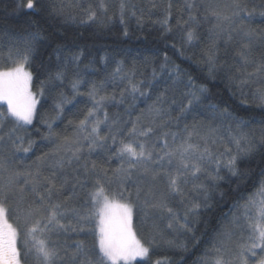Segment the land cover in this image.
I'll list each match as a JSON object with an SVG mask.
<instances>
[{
    "label": "snow or ice",
    "instance_id": "obj_1",
    "mask_svg": "<svg viewBox=\"0 0 264 264\" xmlns=\"http://www.w3.org/2000/svg\"><path fill=\"white\" fill-rule=\"evenodd\" d=\"M17 7L35 12L41 4L39 0H27L26 4L21 2ZM80 7L83 12L81 23L97 21V8L105 15L108 11L104 0H99L95 7L91 4ZM118 9L120 23L124 24L129 5L120 0ZM171 9L169 0L164 18L158 21L165 34L173 31L169 24ZM181 11H186L188 17L187 20H177V26L183 32V46L177 48L181 57L193 59L185 55V48L197 41L202 23L211 25L208 29L210 43L197 61L198 65H203L202 71L206 70V78L214 80L217 73L226 70L230 81L255 86L257 106L264 107V55L259 60L254 56L257 46L264 47V32L248 27L255 9L249 11L242 0H232L224 5L217 0H200L199 3L185 0ZM53 12L65 15L63 6L57 10L53 5ZM131 14L136 15L134 11ZM260 15L264 16V11ZM138 22H142L141 18ZM124 35H128L127 30ZM44 39L48 37L40 32L31 33L23 41L22 51L18 45H9L7 59L0 61V105L6 106L0 110V264H25L28 258L33 264H134L137 260L147 261L150 246L140 238L134 225L137 207L145 223L155 214L163 218L166 213L169 229L175 230L178 225L190 232L188 213L198 214L201 204L191 203L182 222L169 206V198L179 197L183 202L184 186L190 177L194 189L206 192V185L195 181L201 174L213 182L221 180V169H226L232 177L246 179L251 173L242 172L240 162L253 159L258 151L264 155V133L257 142L250 132L245 131L248 127L246 121L235 120L227 107L221 109L209 103L206 84L198 85L191 75L181 71L179 65H170L165 55L160 64V74L166 73L164 91L133 120L122 121L118 114L110 116L107 106L127 103L126 112L131 115L129 110L135 107L138 98H150L153 82L157 80L155 68L152 80L145 82L136 79L135 66L126 70L122 61L117 62L110 79L113 83L118 81L125 85L120 88L119 98L114 93L101 94L104 82L100 85L93 83L87 92H82L81 80L74 79L72 99L61 93L55 104L56 115L43 121L48 128L43 138L51 142L52 148L38 156L33 165L17 166V161L22 159L17 154L30 153L36 143L25 136L37 115L39 103L32 91L33 74L28 66L36 43ZM221 41L225 53L228 46H235L237 59L234 63L239 65L238 74L226 61L221 63ZM172 46L175 48L176 44ZM82 55V52L65 55L62 65L49 76V81L63 83L69 66L78 64ZM57 59H60L59 55ZM46 83L41 82V96ZM181 85L184 92L175 121L178 123L186 114L206 105L213 119L228 123L226 138L221 139L216 128L209 126L205 129L195 123L190 127L185 125L182 132L166 130L174 111L171 105L165 107L168 93H175ZM76 96H87L91 106L82 119L69 121L73 125L70 135H61L53 130V123L63 114L65 104L72 103ZM171 103H177L175 98ZM8 125L10 127L5 132ZM97 151L107 153L109 160L118 161L117 167H105L91 160L92 153ZM45 166L52 169L48 175L44 174ZM69 169L75 173L73 193L60 199L69 181L67 175L63 179H58V175ZM259 177L255 190L234 205L231 219L221 225L201 264H264V170ZM77 187L87 190L84 204L69 207V202L77 195ZM13 213L15 223L12 222ZM69 213L77 218L75 225L63 222ZM69 230L91 233L94 243L88 246L84 240H78L69 249L60 243V234ZM21 236L23 248L20 246ZM154 242L153 237L149 244ZM155 264L162 262L157 260Z\"/></svg>",
    "mask_w": 264,
    "mask_h": 264
},
{
    "label": "trees",
    "instance_id": "obj_2",
    "mask_svg": "<svg viewBox=\"0 0 264 264\" xmlns=\"http://www.w3.org/2000/svg\"><path fill=\"white\" fill-rule=\"evenodd\" d=\"M21 2L26 4L27 0H0V61L7 59L9 45H18L22 51L23 41L31 33L40 32L48 39L36 43L29 61L28 67L33 74L32 88L39 94V103L37 104V115L33 124L28 126L25 136L26 139L31 138L36 143L30 153L17 154L22 158L17 161V166L33 165L38 156L52 148L51 142L43 138L48 132L43 121L56 115L55 104L61 98V93L68 99H72L74 94L71 85L74 79L81 80L80 90L82 92H87L93 83L100 85L101 82H104L101 94L111 95L114 93L119 98L120 88L125 85L118 81L113 83L110 79V74L115 70L117 62L122 61L126 70L135 66L136 79H143L145 82L152 80L155 68L157 80L153 82L154 87L151 90L150 98H138L135 107L129 110L131 115L126 112L127 103H110L107 106L110 116L118 114L122 121L133 120L156 99L157 95L164 91L167 82L166 73L160 74V64L164 61L165 55L168 56L170 65H179L181 71L191 75L198 85L205 83L210 93L208 102L216 104L221 109L227 107L235 120L246 121L248 127L245 131L250 132L259 142L262 133H264V107L257 106L255 86L240 85L238 80L230 81L229 73L226 70L217 73V78L214 80L207 79L206 70L202 71L203 65L197 63L202 52L210 43L208 29L211 25L202 23L198 28L197 41L193 46L185 48V55L193 57V59H185L177 51V48L183 46V32L177 26V20L183 21L188 18L186 11H181L185 0H171L172 15L169 24L173 31L167 34L164 33L158 21L164 18L169 0H125L129 5V11L125 15L124 24L120 23L118 9L120 0H104L108 7L107 14L105 15L97 8L99 19L88 23L80 22L83 15L80 5L88 7L91 4L95 7L99 0H39L41 8L35 12L29 11L26 7L18 8L17 6ZM199 2L200 0H197V3ZM217 2L224 5L231 3L232 0H217ZM242 3L247 5L249 11L255 9L248 27L257 32H264V16L260 15V12L264 11V0H242ZM53 5L57 10L63 6L65 15L55 14ZM133 11L136 13L135 16L131 14ZM107 17H112V19L109 20ZM138 18H141L142 22H138ZM125 30L128 32L127 36L124 35ZM173 43L176 44L175 48L172 46ZM219 48L221 63L226 61L227 65L236 72L239 65L234 63L237 59L235 46H228L227 53H225V46L221 41ZM81 52L83 55L80 62L69 66L63 83L59 80L49 81V76L54 75L62 65L65 55L71 56L73 53ZM58 55L60 56L59 60L57 59ZM261 55H264V47L257 46L254 56L259 60ZM251 70L250 67L249 71ZM42 81L47 83L44 94L41 96ZM183 92L184 88L181 85L175 93L171 91L168 93V102L165 107L168 108L171 105L174 111H172L173 120L166 130L182 132L185 125L190 127L195 123L203 125L205 129L209 126L216 128L218 129L217 135L221 139L226 138L228 123L213 119L211 112L206 110V105L186 114L178 123L175 121L174 118L179 112V103ZM173 98H175L176 104L171 103ZM242 100L246 103H242ZM130 102L131 100L128 98V103ZM90 106L91 101L87 96H76L72 103L65 104L63 114L53 123V130L61 135H70L73 125H70L69 121L82 119ZM5 108V105H0V110ZM9 127L10 125L6 126L4 131L7 132ZM232 127L235 128V124ZM91 160L109 168H115L118 165V161L109 160L108 154L103 151L92 153ZM90 166L91 164H89ZM240 169L242 172H250L251 175L242 180L232 177L226 169H221L220 176L223 179L213 182L207 175L201 174L195 183L206 185V192L202 189H194L193 180L190 177L188 184L184 186V201L181 202L179 197L169 198V206L178 214L182 222L191 203L201 204L198 214L188 213L187 223L192 229L190 232L180 229L178 225L175 230L169 229L166 213L163 218L160 214H155L149 217L145 223L144 217L137 207L134 225L140 238L150 246L151 251L147 261L139 260L134 264H155L157 260H160L162 264H201L202 257L213 244L221 225L231 219L234 205L238 201L242 202V198H246L250 192L255 190L254 185L260 178L259 173L264 170V155L258 151L253 159L241 161ZM43 171L45 175H48L52 169L45 166ZM57 172L59 173V170ZM65 175H67L69 183L65 186L60 199L73 193L72 184L75 182V173L69 169L67 173H59L58 179H63ZM75 191L77 195L69 202V207L84 204L87 190L77 187ZM157 194H159L158 191ZM205 195L207 200H205ZM28 199L31 197L29 196ZM12 207H15L14 204ZM12 222H16L14 213ZM63 222L75 225L77 218L69 213ZM153 237L155 242L149 244ZM78 240H84L88 246L94 243V237L89 232L69 230L60 234V243L66 244L69 249L74 247ZM20 246L23 248V236H21ZM25 264H33L32 259H26Z\"/></svg>",
    "mask_w": 264,
    "mask_h": 264
},
{
    "label": "rangeland",
    "instance_id": "obj_3",
    "mask_svg": "<svg viewBox=\"0 0 264 264\" xmlns=\"http://www.w3.org/2000/svg\"><path fill=\"white\" fill-rule=\"evenodd\" d=\"M32 91H33L34 93H36V92L33 90V88H32ZM36 95H37V97H38V100H39V94H38V93H36ZM137 261H139V260H137ZM137 261H134V262H137Z\"/></svg>",
    "mask_w": 264,
    "mask_h": 264
}]
</instances>
